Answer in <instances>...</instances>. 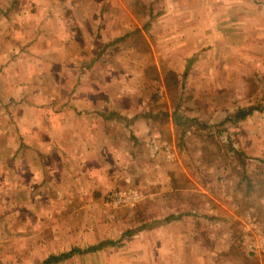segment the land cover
<instances>
[{
	"label": "rangeland",
	"instance_id": "374dc122",
	"mask_svg": "<svg viewBox=\"0 0 264 264\" xmlns=\"http://www.w3.org/2000/svg\"><path fill=\"white\" fill-rule=\"evenodd\" d=\"M31 12L100 65L0 102V264H264V0H0V39Z\"/></svg>",
	"mask_w": 264,
	"mask_h": 264
},
{
	"label": "crops",
	"instance_id": "0c3cea01",
	"mask_svg": "<svg viewBox=\"0 0 264 264\" xmlns=\"http://www.w3.org/2000/svg\"><path fill=\"white\" fill-rule=\"evenodd\" d=\"M22 1L25 2L28 0ZM33 1L35 0H32V3ZM35 16L36 14L31 12L25 16V19H30L31 21L34 19L33 22L21 23L26 20L22 21V17L24 16L20 14V16H18L19 18L16 16L18 19L16 25L11 26V28L4 26V37L0 39V57L4 58L3 71L0 73V86H4L5 91L0 93V102L4 104L12 99L19 101L21 96L31 98V95L34 94L37 89L35 86L41 84L44 86L49 84V86L54 87L53 91L59 97L62 93L67 94L66 96L69 94L71 96L72 92L73 98L71 101H81L83 103L84 101L90 100L88 102H92L94 92L88 93L87 95L79 94V96L74 93L73 90L75 88L73 86L77 80V72L75 70L81 67L86 69L87 72L86 76L84 75V81L88 84V80L92 79L88 76L90 74L89 68L97 69L100 63L96 60H91L92 58H90L86 46L80 47V45L72 44V42L68 43L67 40H69V37L63 34L66 30L63 31L61 28L52 32L53 34L49 37L52 38L49 42V50H52V52H50L49 61L46 62V60H44L46 56L42 55H45L47 51H42L39 47L40 42L44 43L43 37L45 36L40 35L36 39L35 37L37 35L34 36V27H36L37 24L39 27V23L35 22ZM11 18L14 20V15ZM4 21H8V17H5V15ZM7 28L10 29L6 30ZM46 82L49 83L45 84ZM96 82L98 83L99 80H96ZM40 90L41 89H38V91ZM65 100L67 101V99ZM88 105L91 104L88 103ZM83 113L86 114L87 112L83 111ZM88 129H90V126H88ZM26 131H28V136L31 133H35V129ZM21 137L23 136L21 135ZM14 143L17 144L15 151L22 154V157L19 158L20 163L17 162L16 165L21 168L25 167L29 170L31 163L25 157L26 150H31L32 152V149H35L36 151L38 145L34 144L35 141L32 143L30 140L26 141L24 139H18L17 143ZM32 153L34 154V151ZM8 164H12L14 167L16 166L12 159L8 161Z\"/></svg>",
	"mask_w": 264,
	"mask_h": 264
},
{
	"label": "trees",
	"instance_id": "16d2710c",
	"mask_svg": "<svg viewBox=\"0 0 264 264\" xmlns=\"http://www.w3.org/2000/svg\"><path fill=\"white\" fill-rule=\"evenodd\" d=\"M253 111H254L253 108H247V109L240 108L236 112V118L237 119H243L246 116L250 115ZM171 218H178V216L171 214L170 216H168V218H166V222H168ZM105 243H107V242H100L99 244L92 245V246H89V247L84 248V249L73 247L70 250L63 251V252H60L58 254H51L46 259H44L42 264H54V263L64 261L68 258H71L75 254H84V253H88V252H93V251L101 249L105 245Z\"/></svg>",
	"mask_w": 264,
	"mask_h": 264
}]
</instances>
